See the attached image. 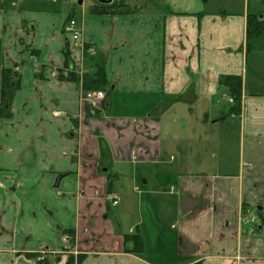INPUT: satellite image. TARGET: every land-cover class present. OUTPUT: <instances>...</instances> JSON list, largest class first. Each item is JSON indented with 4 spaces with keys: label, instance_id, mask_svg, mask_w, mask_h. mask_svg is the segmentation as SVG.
Listing matches in <instances>:
<instances>
[{
    "label": "crops",
    "instance_id": "1",
    "mask_svg": "<svg viewBox=\"0 0 264 264\" xmlns=\"http://www.w3.org/2000/svg\"><path fill=\"white\" fill-rule=\"evenodd\" d=\"M79 1L0 0L3 64L20 74L11 115H0V264H264L250 0ZM69 20L86 51L67 39ZM70 71L81 81L61 78ZM98 75L104 100L83 104V77ZM230 76L243 79L239 115L215 108ZM190 120L213 131L207 156L203 137L184 138ZM225 125L239 135L231 170L215 152ZM129 166L133 179L152 168L158 184L147 194L135 183L141 197L125 221L111 181Z\"/></svg>",
    "mask_w": 264,
    "mask_h": 264
},
{
    "label": "rangeland",
    "instance_id": "2",
    "mask_svg": "<svg viewBox=\"0 0 264 264\" xmlns=\"http://www.w3.org/2000/svg\"><path fill=\"white\" fill-rule=\"evenodd\" d=\"M89 2V0H88ZM250 13L253 15H263L264 14V0H250ZM79 25V22H78ZM250 52L248 56V75H247V81H248V90L251 91L254 88V85L258 84L262 91H264V34L259 37H253L250 40ZM261 84V85H260ZM258 88V89H259ZM230 97H221L218 99L219 104L215 105L216 110H218L219 114H225L228 115L230 111L231 104L229 103ZM177 120L180 119V115L176 117ZM188 124H191V127L193 129L189 131L188 133H184V138L186 140H193L195 141L197 136L203 137L204 140V155L207 156L209 153V149L214 148L212 137L213 134L211 131L207 133L201 132L197 128V123L195 120H190ZM228 127L225 125L224 127H218L215 126V152H218L220 159H224L230 161L231 166H225L224 168H227V170H231L230 168L235 167V162L238 160V149H237V143L239 135H238V128L235 127V130L228 132ZM197 131V133H196ZM185 140V141H186ZM198 148V147H197ZM192 150L195 151L196 148L192 147ZM198 151V149L196 150ZM178 157V156H177ZM234 162V163H233ZM131 167H127V170L124 171V173L120 176V179H116L113 177L111 183L114 187V190L117 191L120 194L121 198V205L118 207L119 209L125 211V215L127 217V220L125 221H132L133 218V212L134 208L137 206V203H139L140 195L137 193H134L132 189L135 187V183L137 184L138 188L146 192L147 194L153 190L154 187L158 184L157 179L155 178L157 176V172L155 170H150L147 167H141L139 168V174L140 177L137 176L135 179H133L132 171L130 169ZM213 166H206L205 170L211 169ZM223 168V171H225ZM229 168V169H228ZM190 169L196 171L192 166H190ZM215 169H217V166H215ZM143 182H147L146 185L143 184ZM147 197V196H146ZM145 204V203H144ZM126 226V225H125Z\"/></svg>",
    "mask_w": 264,
    "mask_h": 264
},
{
    "label": "trees",
    "instance_id": "3",
    "mask_svg": "<svg viewBox=\"0 0 264 264\" xmlns=\"http://www.w3.org/2000/svg\"><path fill=\"white\" fill-rule=\"evenodd\" d=\"M264 34V16L259 18L258 15L251 14L247 21V47L250 49V40L253 37H259ZM86 49H89L87 46ZM3 48L0 40V115L5 118L11 114L9 108L11 102L19 88L20 74L13 69L6 68L3 64ZM71 61L70 54L67 53V60L65 68L73 70V66H69ZM61 76L62 79L67 81H81L79 76L75 72H67ZM83 86L86 90L100 91L105 85V79L102 75H98L96 78L83 77ZM223 84L228 87L230 97L233 98L234 104L232 105V115H239L241 112L242 103V91H243V79L239 76L226 77L223 80ZM70 264V263H69Z\"/></svg>",
    "mask_w": 264,
    "mask_h": 264
},
{
    "label": "built area",
    "instance_id": "4",
    "mask_svg": "<svg viewBox=\"0 0 264 264\" xmlns=\"http://www.w3.org/2000/svg\"><path fill=\"white\" fill-rule=\"evenodd\" d=\"M65 33L67 39L71 42L73 49L84 51L86 48L85 42L82 40V32L78 23L75 20H70L65 26ZM104 93L101 91H85L82 96L83 104H90L97 106L101 104L104 100ZM229 102L232 104L233 99H230ZM117 198L114 201V205H117ZM251 221L254 222L255 218H251Z\"/></svg>",
    "mask_w": 264,
    "mask_h": 264
},
{
    "label": "water",
    "instance_id": "5",
    "mask_svg": "<svg viewBox=\"0 0 264 264\" xmlns=\"http://www.w3.org/2000/svg\"><path fill=\"white\" fill-rule=\"evenodd\" d=\"M83 0L79 1V4H82ZM100 4H104V5H110L112 3L113 0H97Z\"/></svg>",
    "mask_w": 264,
    "mask_h": 264
}]
</instances>
